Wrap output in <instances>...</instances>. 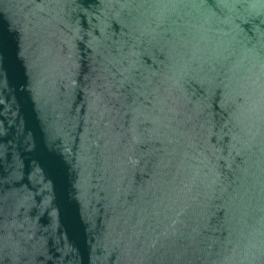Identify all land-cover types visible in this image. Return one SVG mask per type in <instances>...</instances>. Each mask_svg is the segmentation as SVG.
Instances as JSON below:
<instances>
[{
  "label": "water",
  "instance_id": "obj_1",
  "mask_svg": "<svg viewBox=\"0 0 264 264\" xmlns=\"http://www.w3.org/2000/svg\"><path fill=\"white\" fill-rule=\"evenodd\" d=\"M0 264H264V0H0Z\"/></svg>",
  "mask_w": 264,
  "mask_h": 264
}]
</instances>
